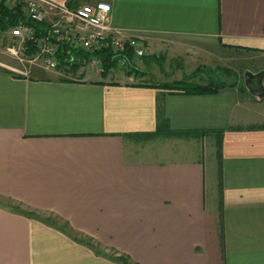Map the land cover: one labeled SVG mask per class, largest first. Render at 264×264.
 <instances>
[{"label":"crops","instance_id":"crops-1","mask_svg":"<svg viewBox=\"0 0 264 264\" xmlns=\"http://www.w3.org/2000/svg\"><path fill=\"white\" fill-rule=\"evenodd\" d=\"M53 1L109 2V24L148 46L139 69L153 74L156 55L183 67L264 56V0ZM62 67L0 60V264H264V86L189 94L147 71L132 81L122 66ZM218 132L209 203L201 158L159 161L144 148L215 145Z\"/></svg>","mask_w":264,"mask_h":264},{"label":"built area","instance_id":"built-area-1","mask_svg":"<svg viewBox=\"0 0 264 264\" xmlns=\"http://www.w3.org/2000/svg\"><path fill=\"white\" fill-rule=\"evenodd\" d=\"M3 1L9 7L23 9L25 18L8 28L12 43L7 49L30 64L58 70L62 67L64 45L69 66L87 64L104 73L102 54H111L135 81V60L150 53L144 42L123 38L120 31L109 24L112 7L107 1L76 7L53 0Z\"/></svg>","mask_w":264,"mask_h":264},{"label":"rangeland","instance_id":"rangeland-1","mask_svg":"<svg viewBox=\"0 0 264 264\" xmlns=\"http://www.w3.org/2000/svg\"><path fill=\"white\" fill-rule=\"evenodd\" d=\"M11 43L12 39L8 33V29H0V60L5 62L10 68L16 70L19 69L18 67H22L23 65L33 66L34 64L21 60L8 51L7 47ZM151 55L152 53L150 52L143 58L135 60V69H133V72L135 73V80L139 78L138 74H140V76L143 75V77L147 76V79L145 78L147 81L153 85H160V83H162V85H160L162 89L169 91H176L170 88L175 83H179V81L183 82L185 79H190L188 80V83L201 85L207 84L213 80L218 82H235L251 92L245 84L246 72H252L253 74L264 72V56L249 51H231L230 55L228 53L223 60H218L206 65L204 63L200 66L198 65L197 67L193 64H187L183 67L182 62L179 60L170 61L164 57L156 55L155 69L157 71L155 74L151 73L148 70L149 68L144 71L143 69H139L140 63L146 57ZM116 67L118 72H122L121 74H123V71L121 70L122 67L120 64L118 65L117 62ZM146 71L149 75H145ZM128 73L129 75L131 74L129 71ZM193 75H195V77L192 79L191 77ZM141 81L145 82V80H140V82ZM262 81L264 86V77ZM144 148L147 152H150L149 154L151 157L158 159L159 161H182L201 158L206 164L207 201L208 203L212 201V179L214 178V174L219 175L222 170V159L220 158L218 139L215 145L213 143L201 144L196 142L194 144H189L184 141L159 139L154 141V143L145 145Z\"/></svg>","mask_w":264,"mask_h":264},{"label":"trees","instance_id":"trees-1","mask_svg":"<svg viewBox=\"0 0 264 264\" xmlns=\"http://www.w3.org/2000/svg\"><path fill=\"white\" fill-rule=\"evenodd\" d=\"M25 18L24 12L22 7L16 6V7H9L5 4L3 0H0V29L1 30H7L11 25H14L18 19ZM41 31V30H40ZM102 62L105 67V70H110L112 67L116 66V60L113 58L111 54H102ZM68 58L65 59L62 56V66H67ZM195 75H193L191 78L193 79ZM188 80L185 79L183 82L179 81V83H175L173 86H171V89H174L176 91H183L185 93L189 94H212L218 92L220 89L227 87L228 85H235L236 83H230L227 81L218 82V81H211L207 84H190L188 83ZM167 87V86H165ZM158 117H159V125L157 129V133L161 134L164 129L168 126L167 119L164 116L163 108L160 105L158 108ZM222 133L218 132V145L220 147V140H221ZM220 158L222 159L221 150H220ZM30 217L37 216L35 213H26ZM118 261H120L122 264H132L130 262V259L126 256H120L118 258Z\"/></svg>","mask_w":264,"mask_h":264},{"label":"water","instance_id":"water-1","mask_svg":"<svg viewBox=\"0 0 264 264\" xmlns=\"http://www.w3.org/2000/svg\"><path fill=\"white\" fill-rule=\"evenodd\" d=\"M62 47H63L62 56L65 59L66 58V48L64 45H62ZM263 77H264V72L258 73V74H253L252 72H246L245 84H246L247 88L252 92V94H254V95H256V94L262 95L263 94V90H262V88H263V81H262ZM256 83H257V85H256Z\"/></svg>","mask_w":264,"mask_h":264},{"label":"flooded vegetation","instance_id":"flooded-vegetation-1","mask_svg":"<svg viewBox=\"0 0 264 264\" xmlns=\"http://www.w3.org/2000/svg\"><path fill=\"white\" fill-rule=\"evenodd\" d=\"M255 84V83H254ZM256 85H257V83H256Z\"/></svg>","mask_w":264,"mask_h":264}]
</instances>
